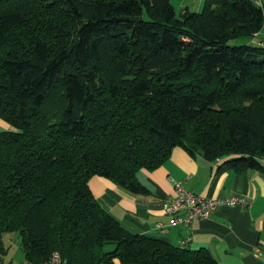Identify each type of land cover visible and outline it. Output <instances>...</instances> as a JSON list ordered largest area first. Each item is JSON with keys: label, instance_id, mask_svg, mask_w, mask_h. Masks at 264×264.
I'll use <instances>...</instances> for the list:
<instances>
[{"label": "trees", "instance_id": "obj_1", "mask_svg": "<svg viewBox=\"0 0 264 264\" xmlns=\"http://www.w3.org/2000/svg\"><path fill=\"white\" fill-rule=\"evenodd\" d=\"M263 25L254 0H0V264L5 235L35 263L217 264L128 229L90 180L143 192L176 147L264 171Z\"/></svg>", "mask_w": 264, "mask_h": 264}, {"label": "crops", "instance_id": "obj_2", "mask_svg": "<svg viewBox=\"0 0 264 264\" xmlns=\"http://www.w3.org/2000/svg\"><path fill=\"white\" fill-rule=\"evenodd\" d=\"M205 1L172 0V4L183 14L201 11ZM5 126L0 119V128L6 129ZM225 161H210L202 154L193 156L176 147L159 168L138 172L137 178L145 187L143 192L131 193L100 176L91 178L90 187L103 208L135 233L177 246L190 238L186 248L209 251L217 264H264V171H239ZM173 181H182L188 190L206 197L240 195L249 206L222 207L206 219H195L188 226L163 232L157 225L169 221L163 205L175 195Z\"/></svg>", "mask_w": 264, "mask_h": 264}, {"label": "built area", "instance_id": "obj_3", "mask_svg": "<svg viewBox=\"0 0 264 264\" xmlns=\"http://www.w3.org/2000/svg\"><path fill=\"white\" fill-rule=\"evenodd\" d=\"M217 162L220 159L216 160ZM175 195L167 200L164 211L169 216L167 224L159 223L157 229L165 232L168 228L177 226H188L195 219H206L222 207H248L249 202L240 195L206 197L194 191L188 190L182 181H173ZM190 238L181 243L185 247ZM258 251L259 247H255ZM18 264H63L62 257L54 252L47 260L35 263L30 260H22Z\"/></svg>", "mask_w": 264, "mask_h": 264}, {"label": "rangeland", "instance_id": "obj_4", "mask_svg": "<svg viewBox=\"0 0 264 264\" xmlns=\"http://www.w3.org/2000/svg\"><path fill=\"white\" fill-rule=\"evenodd\" d=\"M256 4H258L264 11V0H254ZM194 12V11H192ZM177 15H181L180 11H177ZM262 41L264 42V25L262 30L260 31V33L258 35H256L254 37V41ZM248 40H232L230 41L231 45H240V44H244V43H248ZM251 43V42H250ZM5 123V127L6 129L11 128L12 126H10L7 122ZM5 129V130H6ZM4 129L0 128V131H2ZM5 246H7V252L4 256V260L7 263L10 264H18L22 259H23V251L21 248V244H20V238L19 236L13 235V236H7L5 235ZM113 246H110L108 249H112ZM107 250V249H106Z\"/></svg>", "mask_w": 264, "mask_h": 264}]
</instances>
